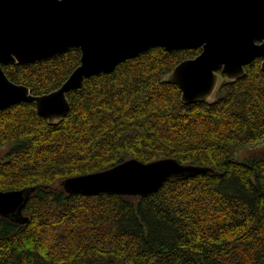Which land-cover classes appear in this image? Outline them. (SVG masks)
Listing matches in <instances>:
<instances>
[{"label": "trees", "instance_id": "16d2710c", "mask_svg": "<svg viewBox=\"0 0 264 264\" xmlns=\"http://www.w3.org/2000/svg\"><path fill=\"white\" fill-rule=\"evenodd\" d=\"M201 48L151 47L68 93L51 123L34 103L0 109V190L37 186L19 223L0 215V264H264V71L261 58L222 80L212 101L185 103L166 75ZM69 47L3 65L34 94L81 62ZM243 150V152H242ZM135 158L212 168L148 195L69 193L63 180Z\"/></svg>", "mask_w": 264, "mask_h": 264}, {"label": "water", "instance_id": "95a60500", "mask_svg": "<svg viewBox=\"0 0 264 264\" xmlns=\"http://www.w3.org/2000/svg\"><path fill=\"white\" fill-rule=\"evenodd\" d=\"M72 46L81 50L80 64L48 93H32L3 68ZM157 46L201 48L166 79L181 88L185 103L212 101L221 73L229 81L239 79L256 58L262 59L264 71V0H0V109L30 102L49 122L61 121L70 110L68 93L86 77L110 72ZM210 170L174 158L148 163L131 158L106 170L68 177L62 184L65 191L84 195H148L173 176ZM36 188L0 190V215L27 222L23 209Z\"/></svg>", "mask_w": 264, "mask_h": 264}, {"label": "rangeland", "instance_id": "374dc122", "mask_svg": "<svg viewBox=\"0 0 264 264\" xmlns=\"http://www.w3.org/2000/svg\"><path fill=\"white\" fill-rule=\"evenodd\" d=\"M259 146H261V147L264 146V140L261 144H259ZM242 152H243V150H242ZM5 153H6V148L0 149V158H2Z\"/></svg>", "mask_w": 264, "mask_h": 264}]
</instances>
